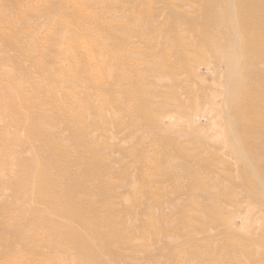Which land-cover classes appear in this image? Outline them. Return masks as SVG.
Returning a JSON list of instances; mask_svg holds the SVG:
<instances>
[{"label":"rangeland","instance_id":"374dc122","mask_svg":"<svg viewBox=\"0 0 264 264\" xmlns=\"http://www.w3.org/2000/svg\"><path fill=\"white\" fill-rule=\"evenodd\" d=\"M163 1L0 0V264H264V192L231 132V27L181 32L170 78L160 25L201 3Z\"/></svg>","mask_w":264,"mask_h":264},{"label":"bare ground","instance_id":"6f19581e","mask_svg":"<svg viewBox=\"0 0 264 264\" xmlns=\"http://www.w3.org/2000/svg\"><path fill=\"white\" fill-rule=\"evenodd\" d=\"M175 1H173L170 5L172 6V4ZM200 3L201 4L198 10V13H199L198 15H195L193 17L186 18V19H182L175 15H169V16H166L165 21L162 22L163 25L162 24L160 25L161 28L163 26L162 33L164 32L168 36L167 38L170 39V42H173V44H170L171 45L170 48L174 47L173 50L172 49L164 50L165 53L166 52L168 53V57L165 58V65L163 64L162 68H166L165 73L167 72L168 74L170 73L169 77L172 78L174 77L173 75H176V72H178V69H179L178 67H181L184 65V60L182 58L183 56L181 57L177 55L178 51H180L178 49V44H180L179 37H180L181 32L190 34V36L189 35L188 36L196 40V38H198L202 34L206 36V34H208L207 32L210 31L211 27L218 26L217 23L220 21L219 18H222L223 21L227 22L225 23V30H230V27H231V30H230L232 31L231 42L233 43L232 45L234 47L233 49L234 53L233 55L227 54L225 59H223V61L226 62V58H227L228 60L227 62H229L230 67L232 66L231 68L233 69L236 68L238 65L239 66L242 65L241 75H243L237 78V80L233 83L234 86L237 85L236 95H229L230 105H231L230 110H231V113H233V116L235 119L233 121L231 120V122L233 123V124L231 123L233 125L232 126L233 131L231 132L233 134L234 140L236 141V144L239 140L237 145L242 148V150L240 151L241 152L240 156L243 159L245 158L246 162L250 164V167L253 169V171H251L252 173L251 177L253 176L255 179L257 178L258 181H260V183L262 184L261 189L264 192V0H200ZM210 11H213L214 13L211 14ZM214 15L217 17H214ZM180 25L183 29L182 31L179 30ZM214 31L215 30L213 31L211 30V32H214ZM222 32L225 33L224 31ZM214 37L212 36V38ZM219 43L220 42H217V44ZM223 46L225 47V45ZM209 47L212 51L215 52V48H214L215 44L214 45L209 44ZM30 57L31 56H29V58ZM36 66H38V63H36ZM205 67L208 72H211V69L208 65H206ZM91 70L93 71L94 67H91ZM190 84L191 83H186L184 86H181L178 89H182L183 92L187 95L186 97H188V99L191 100L193 99V96H195L196 92L194 93V90L191 87H188ZM193 88H194V85H193ZM232 92H234V89H232ZM189 108L191 109V107ZM229 129L231 130V127H229ZM87 144L89 143L87 142ZM170 145L173 147L171 148V150H173L172 151L173 154L171 153L170 155V156H173V157H170L171 160L173 158V161L174 160H185L187 162L188 159H191V160L196 159V156L194 154H188L187 153L188 151L187 152L184 151L182 148L183 146H181L180 144H170ZM97 152L98 151L95 149L94 150L90 149L91 157L93 158V160L91 161V164L89 165V167H87L89 168L88 170H91V169L100 170L101 169L99 168L100 159L98 156L100 154H98ZM102 160L105 161L104 158ZM97 162L98 164L96 165ZM102 166L103 164H101V167ZM252 169H248V170H252ZM99 176L102 177L101 175ZM77 180L71 179L69 177L68 189H67V191L69 192L68 205L69 206L71 205L72 209H75L77 211V214L80 215L78 219L79 218L83 219V218H86L87 214H89V212L92 211L94 204L92 205L93 202L88 199L89 201L92 202L90 203L86 199L87 202L85 203L86 205L85 207V205L81 204L79 201H77V199L76 200L74 199L76 193L77 194L80 193L82 194V196L88 195L87 187L83 186L84 184L81 180L79 181ZM82 199H85V198H82ZM97 234L99 235L100 233H97Z\"/></svg>","mask_w":264,"mask_h":264}]
</instances>
